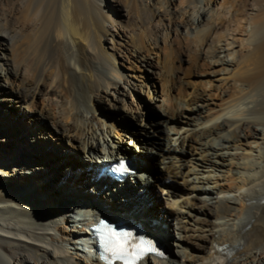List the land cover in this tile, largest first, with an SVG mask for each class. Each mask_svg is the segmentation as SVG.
Returning a JSON list of instances; mask_svg holds the SVG:
<instances>
[{"label":"bare ground","instance_id":"1","mask_svg":"<svg viewBox=\"0 0 264 264\" xmlns=\"http://www.w3.org/2000/svg\"><path fill=\"white\" fill-rule=\"evenodd\" d=\"M178 1L0 0V107L17 103L0 121V264H103L86 243L100 218L160 223L145 226L168 255L143 264H264V0ZM175 35L207 72L165 54ZM126 92L162 114L153 149L120 128L144 114L110 118ZM16 137L36 162L12 163ZM125 158L126 181L95 182ZM56 161L79 169L52 186Z\"/></svg>","mask_w":264,"mask_h":264},{"label":"rangeland","instance_id":"2","mask_svg":"<svg viewBox=\"0 0 264 264\" xmlns=\"http://www.w3.org/2000/svg\"><path fill=\"white\" fill-rule=\"evenodd\" d=\"M205 1H207V0H205ZM181 2L182 1L179 0L178 4H181ZM217 2L220 3L218 8H221V10L224 6H227L222 0H217ZM232 27L236 28L235 25H233ZM246 27L248 29H250V27H248V26H246ZM148 35L154 36L152 28H149L146 30L145 36H148ZM170 39L171 38L169 37V38H166V42L164 41V48L166 47L165 49L167 51L166 52L164 49V52L166 55L169 54L168 56H172V59L178 60L176 62L178 67L184 68L185 69L184 71H190V70L198 69L202 72H204V71L207 72V68L205 66L199 65L196 63V57L194 54H195V52H196L195 50L197 48L194 47L195 43H196L195 41H194L195 42L194 45H192V48H191L188 39L186 40L184 38L183 39L179 38L177 35H175L174 42L170 41ZM191 40L193 41L196 39L194 38ZM192 44H193V42H192ZM186 45H187V47H186ZM171 46H172V48H171ZM178 54H181L178 56V58L181 56L180 57L181 59L185 58V57H189L190 63L179 62V59L177 58ZM175 55H176V57H175ZM181 65H183V66H181ZM188 65H189V67H188ZM198 66H199V68H198ZM186 68H189V69H186ZM127 72H130L132 75L134 74L133 70H130ZM148 74L152 78V80H154V81H157L158 79H160L155 74H153L152 72H149ZM130 78L135 80L136 82L140 81V83H141V81H143V82L145 81V79H143V77H139V79H136L133 77H130ZM145 82H147V81H145ZM205 86L206 85L204 82L200 83V87L205 88ZM123 98L125 100L124 102H125V106H126L125 112H123V106L122 105L124 104V102H122L123 104L122 103L119 104L120 109L109 110L110 111V118L115 119L119 115V113L120 114H123V113L126 114L127 111H129V112L132 111L135 114H144L145 115V124H142L140 121H136V120L123 121V122H121L122 124L120 125V128L122 130L134 131L137 134L138 144H141L142 146L147 147V148H152V149L155 148L156 145L158 144V135H157L156 131L160 130V127L162 126V124H161L162 114L160 113V110L158 108L154 107L153 103L149 101L147 95L144 92H133V93L126 92V97L124 96ZM214 101L216 103H219V97L214 98ZM16 106H17V103H14L12 101L11 97L9 98V100L7 102L1 103L0 121L1 120H2V122L6 121V120L11 119L13 116H15V113L17 111ZM0 124H1V122H0ZM14 132L15 131H11L12 134ZM12 144L15 145V146H13L14 151H13V156L11 157L12 163H17L18 160H23V159H28L27 160L28 163H32V161L36 162V160H31V158H30V157H35L36 151H35V148L32 147V145H30L29 140H27L26 138H23V137H20L19 139H17V137H16V138H14V140H12ZM134 149L135 148L133 146L128 145V153L134 154ZM150 156H152L153 160L157 159L153 153H150ZM125 159H133V158H125ZM146 161L148 162V165H149L150 162L148 160H146ZM56 162L58 163V165H56ZM56 162L55 163L52 162V164H51L52 168L46 171L49 174L46 181L48 179H50L49 185H52V186H55L57 184V182L59 181L60 177H62V175L64 174V172L62 170L71 168L70 171H75L76 169H79V168L75 167V165H74V163H72V161H64L63 163H61V161H56ZM152 165L154 167H156L155 168L156 171L159 170L158 161H156V160L152 161ZM136 181H137V179L134 182H136ZM23 191H25L24 196L26 198H33V196H35V193L33 191H30L27 188H23ZM44 202H46V200H44ZM165 224H168L167 221H165ZM155 225L160 226V223L157 221V224H155ZM165 248L168 252L170 247L165 245Z\"/></svg>","mask_w":264,"mask_h":264},{"label":"snow or ice","instance_id":"3","mask_svg":"<svg viewBox=\"0 0 264 264\" xmlns=\"http://www.w3.org/2000/svg\"><path fill=\"white\" fill-rule=\"evenodd\" d=\"M95 231L105 264H138L142 256L151 250L143 241L133 244L128 233L119 232L104 221H100Z\"/></svg>","mask_w":264,"mask_h":264}]
</instances>
